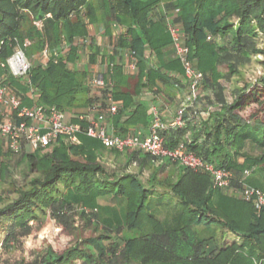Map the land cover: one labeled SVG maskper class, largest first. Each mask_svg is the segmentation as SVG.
Instances as JSON below:
<instances>
[{"label":"trees","instance_id":"1","mask_svg":"<svg viewBox=\"0 0 264 264\" xmlns=\"http://www.w3.org/2000/svg\"><path fill=\"white\" fill-rule=\"evenodd\" d=\"M159 3L160 0H0V62L6 60L16 42L24 39L31 42L25 49L28 56L42 49L43 44L53 52L66 45L69 50L56 61L53 58L45 65L31 66L30 81L41 104L63 111L81 110L93 101L87 83L89 74L69 69L67 64L76 63L84 49L74 41L89 37L91 25L105 24L104 34L112 54L101 53L90 38L86 47L88 62L94 64L100 55L112 64L104 76L112 86L102 94L120 102L112 116V127L115 135L124 136L130 128L151 124L153 116L148 114V104L135 99L142 91L161 93L172 101V89L178 86L184 98L187 82L180 63L166 53L172 51L166 26L169 17L181 24L189 58L204 76L197 106L202 101L208 115L188 120L186 112L182 127L162 132L165 145L183 143L206 163L231 172L234 179L251 169L245 183L263 191L256 177L264 182V74L254 84L243 82V74L254 59H264V0H173L162 9ZM113 24L122 28L115 36L109 30ZM207 36L211 39L207 40ZM126 51L137 60L135 76L123 71ZM261 63L264 66V60ZM6 82L14 93H26L19 80L8 76ZM124 114H128L127 118L119 125ZM78 138V145L60 138L53 146L20 155L25 168L24 185L17 188L10 180L9 167L4 162L0 164V186L7 184L12 189L6 191L16 193L10 201L3 202L0 197V229L4 230L1 245L6 247L18 237L29 235V222L47 212L63 227L71 226L72 214H77L85 223H97L104 229L87 241L91 250L77 245L61 254L49 250L26 264H71L75 259L92 264H264V210L258 213L250 203L213 189L205 173L171 162L177 165L175 178L159 181L170 166L169 160L155 166L159 160L148 154L106 149L84 134ZM248 151L256 156L248 155ZM104 154L112 156L122 171L133 166L137 172L109 176L100 161ZM0 155L7 158L11 154L0 148ZM238 157L243 162H238ZM144 170L148 171L146 184L140 179ZM105 196L124 201L119 214L101 217L111 212L98 205V199ZM171 204L180 210L175 224L168 226L154 218L152 210L154 205ZM196 227L219 229L221 235L214 238L212 233L205 239ZM124 229L133 237H120ZM225 233L234 236L231 244H222ZM112 234H117L119 240H112Z\"/></svg>","mask_w":264,"mask_h":264},{"label":"built area","instance_id":"2","mask_svg":"<svg viewBox=\"0 0 264 264\" xmlns=\"http://www.w3.org/2000/svg\"><path fill=\"white\" fill-rule=\"evenodd\" d=\"M178 10L174 11L176 14ZM167 31L171 38L172 54L180 63L182 74L187 82L186 95L180 103L176 116L168 124H163L158 116L157 107L152 108L153 119L148 133L139 129H132L124 136H117L109 132L106 124L107 114L114 115L119 103L114 102L110 95L102 92L111 89V82L106 79L108 69L112 64L105 63L91 78L88 79L89 96L93 99L86 107L85 112L63 111L56 106H47L39 102L37 90L30 81L29 71L31 62L25 54L30 42H16L10 55L0 62V141L5 152L12 155L34 153L37 150L50 147L62 138L72 145L79 144V134L98 140L100 144L116 152L139 151L149 156L170 162L178 163L194 172H202L210 177L211 187L220 190L236 199L250 203L256 212L264 210V192L249 186L245 179L250 170H244L238 179H234L229 171L208 164L189 151L183 143L174 147L165 145L162 132L169 129L180 128L184 125V114L187 112L188 120L206 117L207 111H200L197 106L198 91L201 88L204 76L194 60L189 58V50L185 45V34L179 23L167 19ZM114 34L119 31L118 26L113 27ZM211 37L207 36V40ZM2 44V42L0 43ZM78 46H88L90 38L76 39L73 43ZM48 49L42 52L47 57ZM123 71L128 75L137 73V60L131 52L123 54ZM12 77L19 80L26 87V93L18 95L10 90L6 79ZM29 103L25 105L24 102ZM75 120L76 122H74Z\"/></svg>","mask_w":264,"mask_h":264},{"label":"rangeland","instance_id":"3","mask_svg":"<svg viewBox=\"0 0 264 264\" xmlns=\"http://www.w3.org/2000/svg\"><path fill=\"white\" fill-rule=\"evenodd\" d=\"M173 0H160L159 8L162 9L163 6H165L166 3L172 2ZM169 18V17H168ZM94 24L91 25L89 28V38L95 39L98 35V32L103 29L102 33L99 34L100 36H105L103 34L105 29V24ZM120 28V27H119ZM37 29L40 30V26H37ZM103 34V35H102ZM94 36V37H93ZM29 41V40H28ZM30 42V41H29ZM31 43V42H30ZM30 46V45H29ZM28 46V47H29ZM47 48L48 53L47 57L42 56L43 50ZM83 50L79 53V59L76 63L71 64L68 63L67 66L69 69H77L82 70L83 63L86 62L87 56L85 53H88V50L86 46H83ZM68 47L66 45H62L59 48H56V50L53 52L48 44H43L42 49L35 50L31 52V55L28 56V59L31 62L32 67L35 65H45L49 60L53 59L54 61L57 60L58 56H64L66 52L68 51ZM263 57H257L252 61V63L244 69L243 74V82H246L248 84H254L257 80H259L263 74H264V66L261 63L263 61ZM101 68V66H100ZM95 70L92 69V73L89 75V78H91V75L94 74ZM88 78V79H89ZM242 82H238V86H242ZM205 101V100H204ZM25 105H29L28 101L25 102ZM200 111H203L204 105L202 101L200 102L198 106ZM78 108H73V111H77ZM82 109V108H80ZM248 155L250 156H256L255 152L248 151ZM20 155H10L9 157H1L0 155V164L5 163L9 167V176L10 180L13 183V187L17 188L22 185H24V179H23V172L25 170L23 164L19 161ZM238 162H243L242 157H238ZM100 161L105 165V167L108 169L109 176H118L122 173L129 174V173H136V169L133 166H129L126 170L122 171L119 165L114 161L112 156H108L104 154L103 158H100ZM178 166H181L180 164H177ZM251 170V169H250ZM147 175V174H146ZM145 175H141L140 177L144 178ZM252 177H255L253 175ZM170 179L175 178L174 175L171 174L163 177H159V181H163L164 179ZM258 180V187L264 191V182L261 178H257ZM145 184L146 181L141 179ZM251 178H249L248 182H251ZM1 185V181H0ZM155 185H157L155 183ZM11 190L12 187H8L7 184H4L3 187L0 186V197L2 198L3 202L7 200H12L15 196V192H7L6 190ZM152 204H154L152 202ZM98 205L102 207H108L111 209V212H105V214H102L103 217H111L113 214H119L120 208L124 205V201H119L116 198L112 196H105L98 199ZM79 207H77L80 209ZM179 208L177 206L174 207L173 204L170 206H153V216L160 222H165L168 224V226H172L175 224V220L177 219V216L179 214ZM87 211V210H86ZM88 212V211H87ZM102 212V211H101ZM113 213V214H112ZM73 215V221L71 223V226L63 227L59 225L47 212L45 216H42L37 221L29 222V225L31 226V233L25 237H18L17 241L11 242L8 246L1 245L3 238H4V230L0 229V264H26L30 261H32L36 256L44 254L46 251L51 250L54 254H61L62 252H65L66 250H70L75 245L79 246L82 249H88L91 250L90 246H88L87 241L93 238H96L102 230L101 225H98L97 223L88 224L85 223L83 219L80 218L77 214ZM116 219H113L112 222L114 223ZM111 223V224H113ZM108 226H110V223ZM196 232H198L199 236L205 239L210 238L213 233L214 238H218L221 234L219 229H209V228H203V227H196ZM145 232H148V228L144 229ZM112 240L117 239L119 240L120 237L126 236L127 239L133 237V235L129 232H127L126 229L117 236V234H112ZM217 240V239H216ZM234 240V236L230 235L229 233H225V237L222 240L223 245L231 244ZM221 241V240H220ZM210 242V243H209ZM208 243L212 244L211 239ZM120 243L121 240H120ZM142 254V253H141ZM154 260V259H153ZM141 261V259H140ZM149 261V260H148ZM71 264H92L90 262H84L83 259H75ZM97 264V263H94ZM134 264H143V262L134 263Z\"/></svg>","mask_w":264,"mask_h":264},{"label":"crops","instance_id":"4","mask_svg":"<svg viewBox=\"0 0 264 264\" xmlns=\"http://www.w3.org/2000/svg\"><path fill=\"white\" fill-rule=\"evenodd\" d=\"M114 25L115 24L109 26V30H110V32H111V34L113 36H115L114 31H113ZM118 29H119V31H122V28L121 27L119 28V26H118ZM102 31H103V29L101 30V32L99 31L97 37L95 39H92V40L94 41L95 45L98 46V48L100 49V52L102 50L101 53L106 54V55H111L112 54V48H110L107 45V40H108L107 37L106 36L102 37V36L99 35V34L102 33ZM103 34H104V32H103ZM166 53L170 57H173V54H172L171 50H167ZM85 54L87 56V60H86L85 63H83L82 70L87 71L89 75L92 73V69L95 70V72H96L97 70H99L100 66H101V68H103L104 67L103 65L108 62L107 61L108 59L102 58L100 55H98L97 58H96V62L94 64H90L88 62V53H85ZM92 75H91V77H92ZM126 75H128V74H126ZM128 76H135V75H128ZM111 86H112V84H111ZM160 90H162L165 93H167V90L165 88H163V87H160ZM178 90H180V87H178V86H174V88L172 89V91H173L172 94L175 97V99L173 98L172 101L166 100L161 93L160 94H152L150 91H147V92H143L142 91L140 93L139 97H137L135 99H136V101H139L141 103H143V101H144V102H146L148 104V114H150L151 117L153 116L152 108L156 106L157 110H158V116H159L160 121L163 124H168L176 116L178 107H179L180 103L182 102V96L178 93ZM185 95H186V92H185V94H183V96H185ZM117 103L120 104V102H117ZM132 108H134V106L130 107L128 109V111L132 110ZM85 111H86V108H83L81 110L77 109L76 112H85ZM127 115L128 114H124L121 117V119L118 122L119 125H121V123L127 118ZM112 116L113 115L107 114V116H106V124H107L108 131L113 133ZM149 126H150V124L148 126H146V127L139 124V125L135 126L134 128H130L129 130L139 129L143 133H148ZM0 148H1L2 152H5L4 148L2 147L1 141H0ZM166 160L167 159H164V160H161V161L160 160L157 161L155 166L160 165L161 163L165 162ZM176 166L177 165H175V164L170 162V166L166 167V170H165L164 174L161 177H163L164 175L167 176L169 174H171L173 176L174 173H175ZM142 174L145 175V176H144V178L140 177V179H143L147 183L148 171L144 170ZM171 179H174V178H171ZM142 183L145 184L143 181H142Z\"/></svg>","mask_w":264,"mask_h":264}]
</instances>
